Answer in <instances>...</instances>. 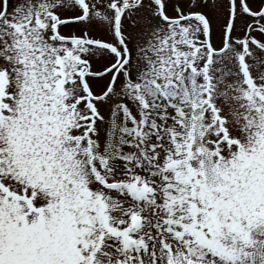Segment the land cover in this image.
Instances as JSON below:
<instances>
[{
    "label": "snow or ice",
    "instance_id": "obj_1",
    "mask_svg": "<svg viewBox=\"0 0 264 264\" xmlns=\"http://www.w3.org/2000/svg\"><path fill=\"white\" fill-rule=\"evenodd\" d=\"M0 264H264V0H0Z\"/></svg>",
    "mask_w": 264,
    "mask_h": 264
}]
</instances>
